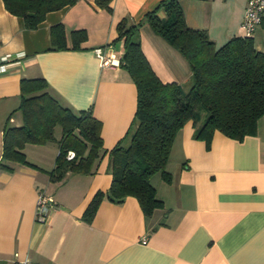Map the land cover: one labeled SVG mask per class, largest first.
Returning <instances> with one entry per match:
<instances>
[{
  "label": "crops",
  "instance_id": "crops-1",
  "mask_svg": "<svg viewBox=\"0 0 264 264\" xmlns=\"http://www.w3.org/2000/svg\"><path fill=\"white\" fill-rule=\"evenodd\" d=\"M160 1L111 0L107 11L95 0H77L47 12L28 29L0 0V63L7 67L0 73V157L11 112L9 124H21L15 110L20 80L36 77L47 81L49 93L62 105L90 109L100 121L105 150L90 173L68 171L56 182L47 174L58 154L54 141L24 146L36 167L11 163V170L0 169L1 264L26 257L32 264H264V115L256 134L237 140L215 130L209 147L193 138L195 122L188 120L170 150L171 180L159 174L151 179L162 207L145 217L135 197L119 202L105 197L91 221L82 218L93 195L110 185L107 151L125 136L136 109L129 73L119 65L101 67L94 49L121 56L117 22L124 17L137 22ZM178 2L186 25L204 30L217 47L247 36L240 28L246 0ZM56 24L63 26L67 45L73 30H85L80 48L52 49L50 27ZM139 35L155 74L187 91L192 82L185 57L145 21ZM250 36L264 53V22ZM39 190L54 200L44 221L35 219Z\"/></svg>",
  "mask_w": 264,
  "mask_h": 264
},
{
  "label": "trees",
  "instance_id": "trees-1",
  "mask_svg": "<svg viewBox=\"0 0 264 264\" xmlns=\"http://www.w3.org/2000/svg\"><path fill=\"white\" fill-rule=\"evenodd\" d=\"M2 1L24 28L34 29L47 12L77 0ZM110 2L95 0L107 11ZM143 21L189 63L192 83L187 91L175 82H163L153 71L141 47ZM116 31L115 41L123 43L119 66L135 84L136 109L125 136L107 151L111 182L107 190L93 195L82 214L85 221L92 220L105 197L113 202L135 197L145 217L162 207L151 179L158 173L164 181L171 180L167 170L170 150L188 120L195 122L193 138L209 147L215 130L237 140L256 134L257 120L264 115V53L255 48L251 36H235L217 47L204 30L186 25L178 0H161L137 22L124 17L117 22ZM50 39L52 49H77L86 32L73 30L67 45L63 26L56 24L50 27ZM20 95L15 110L21 114V124H9L11 112L2 132L0 169L11 170V163L36 167L27 160L24 146L54 141L58 154L47 171L50 181L62 180L68 171L90 173L94 161L105 153L100 121L90 109L62 105L49 93L43 77L22 78ZM201 110L206 114L196 125ZM68 150L74 152L72 159L66 157Z\"/></svg>",
  "mask_w": 264,
  "mask_h": 264
},
{
  "label": "built area",
  "instance_id": "built-area-1",
  "mask_svg": "<svg viewBox=\"0 0 264 264\" xmlns=\"http://www.w3.org/2000/svg\"><path fill=\"white\" fill-rule=\"evenodd\" d=\"M262 22H264V0H246L244 14L240 22V28L245 35H252L256 27ZM94 51L100 59L101 67L119 65L120 56L115 55V53H107L106 48L103 47H96ZM6 68V64L0 63V73L4 72ZM66 157L72 159L74 157V152L68 150ZM53 205V198L44 190H39L36 200L35 219L38 221H44L47 211ZM11 264L32 263L29 258L26 257L22 260H14Z\"/></svg>",
  "mask_w": 264,
  "mask_h": 264
},
{
  "label": "rangeland",
  "instance_id": "rangeland-1",
  "mask_svg": "<svg viewBox=\"0 0 264 264\" xmlns=\"http://www.w3.org/2000/svg\"><path fill=\"white\" fill-rule=\"evenodd\" d=\"M204 114H206V112L205 111H203V110H201V117H203V115ZM58 132V131H57ZM59 134V133H58ZM158 175V173L155 175V176H157Z\"/></svg>",
  "mask_w": 264,
  "mask_h": 264
}]
</instances>
